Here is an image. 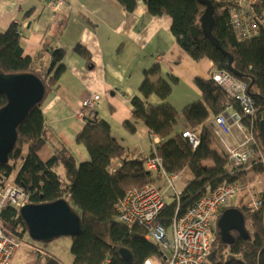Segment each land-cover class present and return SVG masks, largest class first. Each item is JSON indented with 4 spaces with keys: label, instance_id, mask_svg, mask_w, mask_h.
I'll return each mask as SVG.
<instances>
[{
    "label": "trees",
    "instance_id": "1",
    "mask_svg": "<svg viewBox=\"0 0 264 264\" xmlns=\"http://www.w3.org/2000/svg\"><path fill=\"white\" fill-rule=\"evenodd\" d=\"M116 1L126 12H133L139 3H143L151 16L169 17L172 35L193 61L208 59L216 71H228L225 54L229 53L232 67L241 75L238 81L246 85L252 97L254 116H244L240 105L219 84L212 79L202 78L194 80L200 91V100L178 112L166 101L175 77L168 75L166 79L160 77L152 81V76L160 74L159 66L154 65L144 72L139 86L141 98L133 97L130 105L133 118L142 122L149 133L162 139V143L155 147L156 152L150 155L160 158L161 168L155 172L148 171L146 160L140 155H128L112 136L109 124L93 116L75 135L76 144L86 150L88 160L76 165L66 149L43 158L41 152L46 141L42 104L65 68L62 63L64 50L52 49L47 74L43 77L38 75L44 84V98L30 109L18 125L17 140L8 154V162L0 164V183L12 179L13 184L29 193L32 204L49 203L61 198L70 204L81 221L80 233L72 238V264H101L105 260H110L111 264H142L145 259L158 258L162 251L145 239L142 226H126L116 220L114 204L126 189L154 187L160 192L154 184L155 179L165 180L163 176L166 174L188 171L190 180L181 191L171 189L172 200L169 203L165 201L166 206L156 221L166 227L172 218L183 214L216 185L237 183L245 188L259 176L261 182L254 185H259L263 191L249 196L246 203L243 200L239 203L237 197L227 206L241 210L249 238L243 239L232 232L234 243L223 244L217 228L221 214L214 213L211 216L214 244L208 264H264V148L259 130L264 112V0L243 2L251 10V20L256 25L255 34L248 38L240 36L233 26L234 14L231 10L236 6L227 0H210L214 9L212 34L222 52L203 35L199 20L205 6L198 0ZM43 4L51 10L49 4ZM66 5L67 0L57 11ZM50 36L47 30L44 41H48ZM74 50L91 65L90 55L83 46L76 45ZM31 62V58L23 54L19 25L11 23L7 29L0 30V73L37 75L31 68ZM152 95L163 102L159 105L149 104L147 99ZM5 104L6 98L0 94V108ZM229 105L238 115L244 116L241 118L243 126L253 127L257 145L246 144L239 149L243 155H247L244 160H237L230 153L224 150L220 152L212 146V140L219 141V138L209 123L217 115L223 114ZM180 117L184 129L176 133L175 127ZM133 124L126 121L123 126L133 132ZM184 131L194 132L198 136L199 144L195 149L183 137ZM59 164L63 167V176L54 171ZM251 197L263 199V206L253 214L245 208ZM0 226L7 235L18 240L27 234L19 213L8 205L0 211ZM120 249L130 253V261L121 257ZM34 264L60 263L50 255H39Z\"/></svg>",
    "mask_w": 264,
    "mask_h": 264
},
{
    "label": "crops",
    "instance_id": "2",
    "mask_svg": "<svg viewBox=\"0 0 264 264\" xmlns=\"http://www.w3.org/2000/svg\"><path fill=\"white\" fill-rule=\"evenodd\" d=\"M227 1L236 6L231 10L233 13L244 19L252 18L245 3ZM11 23L19 25L23 54L31 58V68L40 77L48 72L52 49L65 52L64 72L42 104L46 141L41 152L43 158L61 149H66L75 163L76 153L82 161L89 158L86 150L75 142V135L83 127L75 111L78 103L91 93L102 98L93 117L109 124L112 136L125 152L135 156L151 155L162 139L149 133L142 122L133 118L130 105L133 97L141 98L139 86L145 70L159 66L160 74L152 76V81L160 77L166 79L168 75L175 77L167 99L175 110L180 109L178 112L200 100V91L194 83L196 78L210 80L213 73H218L208 59L193 61L172 35L171 19L151 16L143 3L133 12H126L116 0H67L65 7L52 12L41 0H0V30L7 29ZM254 24H246L240 31L251 32ZM47 30L51 36L44 41ZM76 45L87 51L91 65L75 52ZM147 102L159 105L163 101L152 95ZM223 114L233 116L236 112L229 105ZM126 121L134 123L133 132L123 126ZM213 123L214 119L209 124ZM183 129L181 120L175 132ZM231 130L240 133L234 126ZM224 138L235 145L230 135L225 134ZM215 142L216 149L222 152L221 141L216 139ZM183 174L175 183L176 191ZM256 177L261 182L260 177ZM258 182H250L238 201L246 203L249 196L263 191L259 185H254Z\"/></svg>",
    "mask_w": 264,
    "mask_h": 264
},
{
    "label": "built area",
    "instance_id": "3",
    "mask_svg": "<svg viewBox=\"0 0 264 264\" xmlns=\"http://www.w3.org/2000/svg\"><path fill=\"white\" fill-rule=\"evenodd\" d=\"M49 4L51 10L60 9L66 0H41ZM246 2L245 0H241ZM233 26L242 37L248 38L255 34L256 25H252V31H243V26L254 23L251 19H244L240 15L233 13ZM241 30V31H240ZM217 84L240 105L242 114L246 117L254 116L255 108L252 97L248 94L247 87L228 71L218 72L212 76ZM101 96L91 93L80 101L75 111V117L84 124L87 119H91L97 112L101 103ZM244 116L236 113L233 116L220 114L214 118L213 131L218 136L224 151L230 153L237 160H244L247 155H243L239 150L246 144L257 145L253 127H245L241 123ZM234 126L240 133L231 130ZM249 131H248V130ZM228 134L234 139L235 145L223 137ZM186 138L193 149L199 144L198 136L191 131H184ZM155 151L153 152V154ZM146 160L145 167L150 172H155L161 168V160L158 157L142 155ZM181 173L164 175L167 185L175 189V183L179 180ZM258 177L254 182H258ZM249 186V185H248ZM247 186V187H248ZM244 191V188L237 183L219 184L212 188L206 195L199 198L183 214L175 216L170 224L164 227L157 223L159 215L166 206L162 194L154 187L138 189L130 187L126 189L121 198L114 204L116 220L126 226L140 225L145 229V239L152 242L162 251L158 258L145 259L142 264H208V257L211 254L214 244L213 221L211 216L221 214L227 209L229 202L237 198ZM264 198V195H262ZM178 198V196H177ZM29 193L21 187L6 181L0 183V211L6 205L13 207L18 213L19 209L29 204ZM263 206V199L251 197L246 204L248 213H255ZM219 214V215H220ZM19 246L18 239L7 235L0 226V264H9L14 252ZM101 264H111L110 260H105Z\"/></svg>",
    "mask_w": 264,
    "mask_h": 264
},
{
    "label": "water",
    "instance_id": "4",
    "mask_svg": "<svg viewBox=\"0 0 264 264\" xmlns=\"http://www.w3.org/2000/svg\"><path fill=\"white\" fill-rule=\"evenodd\" d=\"M198 1L205 6L199 20L203 35L213 47L222 52L219 42L212 34L214 12L212 2ZM225 55L228 58V72L236 78L240 77L241 75L231 65L230 54ZM0 94L6 98V104L0 108V164H6L8 154L17 140L18 125L23 122L32 107L42 102L45 88L41 78L36 74L0 73ZM259 130L264 148V112L259 122ZM19 216L25 224L28 236L38 242L46 243L62 236L73 238L81 231L78 213L62 198L49 203L26 204L19 209ZM217 228L225 245L234 243L232 232H236L243 239L249 238L243 213L238 208L225 209L217 220ZM119 253L125 261L131 260V255L126 249H120Z\"/></svg>",
    "mask_w": 264,
    "mask_h": 264
},
{
    "label": "rangeland",
    "instance_id": "5",
    "mask_svg": "<svg viewBox=\"0 0 264 264\" xmlns=\"http://www.w3.org/2000/svg\"><path fill=\"white\" fill-rule=\"evenodd\" d=\"M166 101L169 103L168 99ZM177 110H180V109H177ZM180 121H181V118L177 120V125L175 127V130H177L180 127ZM212 146L218 149L217 143L214 140H212ZM154 151L155 150H153V152ZM76 160H77L76 161L77 165H79L80 163L84 161V160L82 161L78 153H76ZM54 171L61 176L63 175V169L61 165L55 167ZM189 180H190V175L188 171H186L183 174L182 182H180L178 186L176 185L177 190L183 189ZM7 181H12V179L7 180ZM154 184L158 186V188L160 189V192L164 200L167 203H169L172 200L171 197L173 196V191L166 184V181L162 179L161 180L155 179ZM18 242H19V246L17 250L15 251V253L13 254L9 264H34L35 259L39 255H50L54 257L60 264H72L73 256L70 250L71 243H72V237L62 236V237L55 238L49 242L43 243V242L32 240L28 236V234H26V235H23V237H21L18 240Z\"/></svg>",
    "mask_w": 264,
    "mask_h": 264
},
{
    "label": "clouds",
    "instance_id": "6",
    "mask_svg": "<svg viewBox=\"0 0 264 264\" xmlns=\"http://www.w3.org/2000/svg\"><path fill=\"white\" fill-rule=\"evenodd\" d=\"M65 200V199H64ZM155 245V244H154ZM160 256H161V254H160Z\"/></svg>",
    "mask_w": 264,
    "mask_h": 264
},
{
    "label": "flooded vegetation",
    "instance_id": "7",
    "mask_svg": "<svg viewBox=\"0 0 264 264\" xmlns=\"http://www.w3.org/2000/svg\"><path fill=\"white\" fill-rule=\"evenodd\" d=\"M228 208H230V207H228Z\"/></svg>",
    "mask_w": 264,
    "mask_h": 264
}]
</instances>
